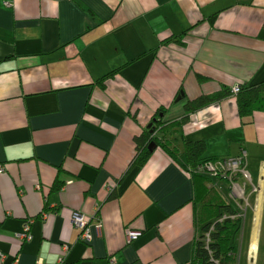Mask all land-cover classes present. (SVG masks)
Returning <instances> with one entry per match:
<instances>
[{
  "label": "crops",
  "instance_id": "obj_1",
  "mask_svg": "<svg viewBox=\"0 0 264 264\" xmlns=\"http://www.w3.org/2000/svg\"><path fill=\"white\" fill-rule=\"evenodd\" d=\"M262 81L264 0H0V264H189L191 141L213 159L244 151L249 180L225 194L243 215L237 264H264V104L240 116L232 93L185 108ZM160 109L175 154L135 164Z\"/></svg>",
  "mask_w": 264,
  "mask_h": 264
},
{
  "label": "trees",
  "instance_id": "obj_2",
  "mask_svg": "<svg viewBox=\"0 0 264 264\" xmlns=\"http://www.w3.org/2000/svg\"><path fill=\"white\" fill-rule=\"evenodd\" d=\"M104 78L105 76L100 80V83H103ZM228 94H232L231 89H221L215 94L200 95L193 100H188L185 103L186 113ZM235 96L239 115H247L254 107L264 104V81L255 85L240 84ZM161 111L163 110L160 109L156 112L151 125L134 138L136 154L133 163L142 164L146 160L151 152L149 145L160 146L170 155L175 154V150L170 148L169 143L164 139L167 125L160 121ZM186 119L187 114L172 124L179 125ZM184 149L188 163L185 166L194 167L199 162L213 159L202 156L205 149L203 141L185 142ZM191 175L195 189L194 202L198 204L196 221L199 225V232L194 242L193 254L189 264H237L236 235L241 228L239 208L232 200L224 197L215 185L206 186V176L197 173Z\"/></svg>",
  "mask_w": 264,
  "mask_h": 264
},
{
  "label": "built area",
  "instance_id": "obj_3",
  "mask_svg": "<svg viewBox=\"0 0 264 264\" xmlns=\"http://www.w3.org/2000/svg\"><path fill=\"white\" fill-rule=\"evenodd\" d=\"M239 90V85L232 87V93L236 94ZM245 166V153L242 150L241 154L238 156H225L214 159H209L206 161L199 162L194 167H187L188 171L191 173H197L206 177L225 179L230 183L234 182V198L237 197L238 193L241 197L240 192L237 190L236 179L242 177L245 180H249L247 173L244 169ZM0 171L2 169L0 168ZM236 189V190H235ZM242 209V206L240 205ZM242 218V211L240 212ZM72 224L75 228L79 230V238L84 242H89L91 235L88 229V218L80 212H74L72 214ZM29 225L28 222L23 226V232L18 237L21 240H28L30 238L28 233ZM138 235L137 231L127 229L126 230V239L127 241L132 240ZM68 246L66 244L62 245V252H67ZM64 254L58 258V264H67L64 262ZM110 262L113 263V260L110 259ZM34 264H45L43 260L37 259L34 261Z\"/></svg>",
  "mask_w": 264,
  "mask_h": 264
},
{
  "label": "rangeland",
  "instance_id": "obj_4",
  "mask_svg": "<svg viewBox=\"0 0 264 264\" xmlns=\"http://www.w3.org/2000/svg\"><path fill=\"white\" fill-rule=\"evenodd\" d=\"M210 179H215L214 182L219 184V189L222 191L221 193L225 196L226 192L228 195V191H229V183L225 180V179H218V178H212V177H208ZM238 184L241 185L242 183V179L237 181ZM226 197V196H225Z\"/></svg>",
  "mask_w": 264,
  "mask_h": 264
},
{
  "label": "water",
  "instance_id": "obj_5",
  "mask_svg": "<svg viewBox=\"0 0 264 264\" xmlns=\"http://www.w3.org/2000/svg\"><path fill=\"white\" fill-rule=\"evenodd\" d=\"M149 125H151V124H149ZM149 127V126H148ZM154 148V145L153 146H151V145H149V149L150 150H152Z\"/></svg>",
  "mask_w": 264,
  "mask_h": 264
}]
</instances>
